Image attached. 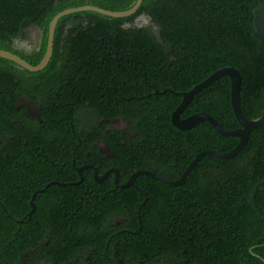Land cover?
Here are the masks:
<instances>
[{
    "label": "flooded vegetation",
    "instance_id": "1",
    "mask_svg": "<svg viewBox=\"0 0 264 264\" xmlns=\"http://www.w3.org/2000/svg\"><path fill=\"white\" fill-rule=\"evenodd\" d=\"M142 22L138 16L122 27H144ZM72 27L67 22L64 39ZM32 34L15 45L39 51L43 36ZM98 37L100 49L79 51L78 64L87 62V55L117 58L127 52L118 38ZM77 66L62 83L40 92L41 103L29 95L28 107L17 102L26 114L11 120L14 127L23 116L45 127L47 115L63 129L45 131L62 138L21 152L15 168L20 177L9 185L11 209H2L0 200V264H264V243L251 245V256L242 248L239 220L226 228L223 213L202 207L199 196L186 188L173 194L165 187L171 185L146 174L132 180L141 171L170 180L184 173L178 179L168 176L179 171L183 155L176 162L177 152L163 145L168 132L156 95L164 90L143 83L137 68L138 74L125 76L127 66L105 67L107 73L100 75L77 72L83 68ZM34 103L41 120L29 109ZM142 133L157 145L144 144Z\"/></svg>",
    "mask_w": 264,
    "mask_h": 264
},
{
    "label": "trees",
    "instance_id": "2",
    "mask_svg": "<svg viewBox=\"0 0 264 264\" xmlns=\"http://www.w3.org/2000/svg\"><path fill=\"white\" fill-rule=\"evenodd\" d=\"M136 2L137 0H0V49L15 52L32 65H38L47 51L49 25L58 13L84 5L124 11L132 8ZM262 5L264 0H144L135 14L125 18L82 11L65 15L59 20L54 52L45 69L31 72L0 57V180L4 192V196L0 197L2 209L3 206L7 210L11 209L12 187L9 185L14 177H20L18 172L21 171L15 168L20 164L22 155L26 154L24 150L59 138L58 135L46 134V130L63 129L47 115L43 116L46 119L45 127H41L39 122L32 123L26 116L20 119L26 113L24 108L17 107V99L26 94L41 103L40 92L62 83L66 73L72 72V66L83 67L77 72L93 70L95 75L107 73L103 70L105 67L127 66L129 70L125 76L134 75L137 68V71L143 73V83L153 84L158 91L171 88L179 92L189 91L216 70L233 65L243 76L241 98L244 114L250 120L261 117L264 109V39L254 34V18L256 9ZM142 14L152 17L159 27L163 44L157 41L150 27H122V24L132 22ZM85 20L90 21L87 26L83 24ZM67 22L73 27L68 39H64L62 36ZM32 25L43 29L44 35L40 50L30 53L18 49L14 41L24 40L26 30ZM75 34L78 37H73ZM98 36H105L109 40L112 37L118 38L125 43L127 52L118 54L117 58L116 54L114 57L87 55V62L78 64V60H82L79 51L100 49ZM93 38L97 42L90 41ZM62 56L63 62L59 65L58 61ZM111 58L115 61L110 62ZM41 77L47 79L43 80ZM128 81L131 83L137 80ZM156 98L162 101L159 103L163 105L164 111L160 113L167 125L168 133L163 145L177 152L176 162L180 160V153L183 155L179 171L176 174L168 173L171 179H178L203 150L228 152L239 143L237 137L219 134L208 122L187 131L177 129L171 116L181 103L182 96L168 92L157 94ZM200 111L212 114L227 129L240 127L231 104V81L228 76L220 78L196 95L182 113V118ZM17 116L20 118L18 121L13 120L16 124L14 127L11 120ZM151 132L153 136L158 135L155 130ZM149 135L142 133L140 136L144 139V144L146 141L147 144L157 145L152 144L154 139ZM14 172L17 175L14 176ZM145 178L165 186L158 180ZM263 179L264 132H252L247 146L234 158L225 160L204 157L183 186L165 187L171 189L173 194L186 188L198 195L197 202L202 207L223 213L226 228L233 224L234 219L239 220L241 236L244 237L241 246L249 252L251 245L264 243V185L259 187L255 197L259 213L249 199L254 186ZM138 203L139 201L136 205ZM249 253L248 256H251Z\"/></svg>",
    "mask_w": 264,
    "mask_h": 264
},
{
    "label": "water",
    "instance_id": "3",
    "mask_svg": "<svg viewBox=\"0 0 264 264\" xmlns=\"http://www.w3.org/2000/svg\"><path fill=\"white\" fill-rule=\"evenodd\" d=\"M144 0H137L135 5L124 11H112L108 10L96 5H84L80 7H73L68 8L60 13H58L51 21L49 25V37H48V45H47V51L41 60V62L38 65H32L27 60L19 56L17 53L8 51L5 49H0V57L9 59L13 62H15L17 65H19L21 68H25L31 72H38L46 68L48 63L50 62L53 52H54V38L56 33V28L59 20L69 14L82 12V11H94L101 13L103 15H107L113 18H125L128 16H131L135 14L138 9L141 7ZM143 20L141 23L144 27H150L152 33L156 37L157 41L159 43H164L163 38L160 34L159 27L154 23L151 16L147 14H142L139 16ZM254 24H255V30L254 34L256 37L260 39H264V5L256 9L255 11V18H254ZM26 32H40L42 36L44 35V30L41 29L37 25H32L29 27ZM21 39L15 40L17 44H20ZM27 46V44H24ZM228 76L231 81V104L234 111V114L240 124V127L236 129H227L225 128L212 114L204 111L196 112L191 115H189L186 118H182V113L186 110V108L190 105V103L193 101L196 95H198L201 91L209 87L211 84L216 82L222 77ZM243 85V76L241 71L236 68L233 65L220 68L216 70L214 73H212L210 76H208L206 79H204L202 82L195 85L191 90L189 91H179L176 92L173 89H166L162 93L171 92L176 94L177 96H182V101L178 105V107L173 111L172 113V122L174 126L181 130L186 131L195 128L199 124L203 122H208L212 125V127L221 135L223 136H229V137H237L239 139V143L235 148L228 152H222L217 149H206L200 152L196 155V157L191 161V163L187 166L185 169L182 177L179 180H170L167 179L155 172L151 171H141L137 173L132 180L139 174H146L150 177L159 179L171 186H181L184 185L187 181V178L191 174L192 170L195 168V166L204 158V157H213L218 159H231L237 156L241 151L244 150V148L247 146L250 136L252 132H264V109L261 117L257 119L250 120L246 117V115L243 112L242 108V98H241V90ZM18 101H21L22 105L25 107L29 106L28 103H32L31 98L28 95H22L19 96ZM30 110H33V116L41 120L39 115V106L37 104H33L32 108L29 107ZM264 185V179L259 181L253 188V191L251 195L249 196V199L256 209V211L259 213V210L256 205V194L260 186Z\"/></svg>",
    "mask_w": 264,
    "mask_h": 264
},
{
    "label": "rangeland",
    "instance_id": "4",
    "mask_svg": "<svg viewBox=\"0 0 264 264\" xmlns=\"http://www.w3.org/2000/svg\"><path fill=\"white\" fill-rule=\"evenodd\" d=\"M33 34H34V33H33ZM33 34H32L31 36L34 37ZM17 48L20 49V50H25V51H26L25 46H23V45H19Z\"/></svg>",
    "mask_w": 264,
    "mask_h": 264
}]
</instances>
